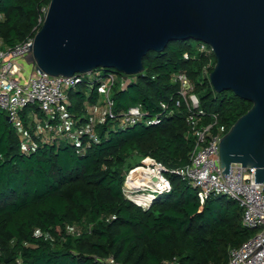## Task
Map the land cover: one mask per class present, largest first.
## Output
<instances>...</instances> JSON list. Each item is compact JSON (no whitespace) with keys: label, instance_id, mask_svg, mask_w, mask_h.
<instances>
[{"label":"trees","instance_id":"1","mask_svg":"<svg viewBox=\"0 0 264 264\" xmlns=\"http://www.w3.org/2000/svg\"><path fill=\"white\" fill-rule=\"evenodd\" d=\"M50 1L0 0L1 45L34 37ZM198 43L174 40L161 52L149 51L143 72L132 75L125 87H114L113 117L95 122L88 105L100 102L103 78L123 73L99 68V78L85 77L69 89L68 112L80 131L72 140L44 139L33 117L44 118L36 104H30L31 115L29 105L22 111L21 130L0 111V264H103L110 255L123 264L173 258L180 264H226L229 250L253 235L236 200L218 194L202 203L197 190L174 172L189 164L195 145L187 110L176 105L174 74H188L205 122L216 117L223 133L252 106L232 91L214 90L208 74L215 55L199 52ZM210 61L206 74L203 67ZM133 105L159 122L120 126L121 115ZM89 124L97 141L83 130ZM135 156L163 163L171 182L170 191L158 194L147 208L123 190Z\"/></svg>","mask_w":264,"mask_h":264},{"label":"water","instance_id":"2","mask_svg":"<svg viewBox=\"0 0 264 264\" xmlns=\"http://www.w3.org/2000/svg\"><path fill=\"white\" fill-rule=\"evenodd\" d=\"M186 39L211 46L216 92L252 103L221 136L223 173L255 167L264 182V0H51L25 61L51 76L136 75L149 51Z\"/></svg>","mask_w":264,"mask_h":264},{"label":"built area","instance_id":"3","mask_svg":"<svg viewBox=\"0 0 264 264\" xmlns=\"http://www.w3.org/2000/svg\"><path fill=\"white\" fill-rule=\"evenodd\" d=\"M46 12V10H45ZM34 37L15 46H2L0 42V110L19 129H23L21 121L22 111L30 104H36L44 115L38 120L35 114L34 121H41L46 128V140H72L79 135V130L73 118L69 115V89L88 79L99 78L100 72L75 73L72 76H51L41 73L35 66L27 64L25 57L30 53ZM197 50L201 53H213L211 46L199 42ZM189 58V53L184 54ZM211 61L203 67L207 74ZM209 76V74H208ZM174 81L179 84V97L176 105H182L187 110L186 122L189 132L195 137V145L191 153L190 162L184 167L174 170L182 179L188 181L196 190L203 203L211 195L223 194L236 200L242 208L243 225L254 230L253 235L240 246L231 248L226 264H264V182L255 183V167L245 168L241 164H233L229 174H224L220 166V140L223 136V127L217 124V118L205 122L206 112L200 107L198 95L195 93L194 82L186 72L174 74ZM132 79V75L110 73L103 78L99 87L100 102H103V118L114 116L112 93L115 86L125 87ZM163 109H168L162 103ZM175 108L169 113L174 114ZM93 119V118H92ZM144 121L146 124L159 122L156 117H147L140 105L130 106L120 117L122 127L134 125ZM39 124V123H38ZM94 141L98 135L94 124L83 129ZM41 133V132H40ZM44 137V136H43ZM25 142L30 138L22 135ZM138 168H142L140 183L128 185V180ZM167 169L163 163L152 157L128 170L123 190L125 196L136 204L147 208L158 194L170 191L171 182L167 176ZM147 194L151 199L140 203L133 196ZM103 264H123L113 255L103 260ZM162 264H180L173 258L163 261Z\"/></svg>","mask_w":264,"mask_h":264},{"label":"rangeland","instance_id":"4","mask_svg":"<svg viewBox=\"0 0 264 264\" xmlns=\"http://www.w3.org/2000/svg\"><path fill=\"white\" fill-rule=\"evenodd\" d=\"M94 72H96V70H95ZM84 75L89 76V75H91V74H87V73H85ZM117 86H118V85H117ZM100 104L103 105V102L101 101ZM102 107H103V106H101V107L97 110V112H95L94 109L91 108V107L88 105V110H87V111H88L89 115L92 116V118H93L94 121H95L96 119H99L100 116H102V112H103V108H102ZM0 111H1V110H0ZM26 111H27V113H28L29 115H31V114L34 112V106L29 105V106L26 108ZM37 119L40 120L39 117H38ZM95 122H97V121H95ZM38 123H39V124H38ZM36 125H37V132H38V133L41 132V135L44 136L43 138H45V135L47 134V131H46V128L44 127V125L41 123V121H40V122L37 121V122H36ZM145 158H146V157H145ZM145 158H144V157L141 158L140 156H139V157H137V156L133 157V158H132V161H131L132 166H134V165L137 166V164L140 165L141 163H143V162L145 161Z\"/></svg>","mask_w":264,"mask_h":264},{"label":"bare ground","instance_id":"5","mask_svg":"<svg viewBox=\"0 0 264 264\" xmlns=\"http://www.w3.org/2000/svg\"><path fill=\"white\" fill-rule=\"evenodd\" d=\"M140 171H142V168H138L135 171H133V173L131 174L128 180V183H127L128 185L133 186L134 184L140 183V180L138 178V176H140L139 174ZM133 198L139 201L140 203H146L147 201L151 199V196L147 194H140V195L133 196Z\"/></svg>","mask_w":264,"mask_h":264},{"label":"crops","instance_id":"6","mask_svg":"<svg viewBox=\"0 0 264 264\" xmlns=\"http://www.w3.org/2000/svg\"><path fill=\"white\" fill-rule=\"evenodd\" d=\"M100 107H101L100 102H99L97 105H95V106H91V108H93L95 112H97V110H98ZM91 118H92V116H91ZM101 120H103V114H102V116L99 117V119H96L95 121H101Z\"/></svg>","mask_w":264,"mask_h":264}]
</instances>
